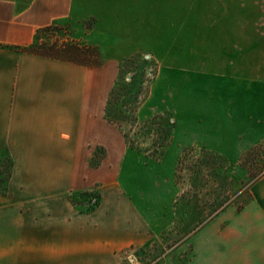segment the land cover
<instances>
[{
	"label": "rangeland",
	"instance_id": "374dc122",
	"mask_svg": "<svg viewBox=\"0 0 264 264\" xmlns=\"http://www.w3.org/2000/svg\"><path fill=\"white\" fill-rule=\"evenodd\" d=\"M74 1L38 40L100 52L71 205L149 235L120 264H264L238 221L264 176V0Z\"/></svg>",
	"mask_w": 264,
	"mask_h": 264
},
{
	"label": "crops",
	"instance_id": "0c3cea01",
	"mask_svg": "<svg viewBox=\"0 0 264 264\" xmlns=\"http://www.w3.org/2000/svg\"><path fill=\"white\" fill-rule=\"evenodd\" d=\"M74 4L0 0V163L4 155L12 163L0 193V264H120L128 249L149 242L128 228L117 204L86 215L68 199L81 187V145L101 133L96 118L85 125L86 108L96 105L80 89L100 67L21 51L38 31L69 18ZM248 195L238 221L263 239L264 176Z\"/></svg>",
	"mask_w": 264,
	"mask_h": 264
},
{
	"label": "trees",
	"instance_id": "16d2710c",
	"mask_svg": "<svg viewBox=\"0 0 264 264\" xmlns=\"http://www.w3.org/2000/svg\"><path fill=\"white\" fill-rule=\"evenodd\" d=\"M57 30L56 27L50 26L37 32L33 44L27 48L22 49V52L42 56L45 58H51L63 62L73 63L85 67H100L101 57L97 48L77 46L73 43H60L52 42L48 44L46 42H38L42 33ZM11 160L6 155L3 156L0 163V184L4 187L0 190V193L5 191V183L10 175ZM5 177H2L3 175ZM260 178V177H259ZM99 202V201H98ZM95 206L98 203L92 202ZM242 209V208H241ZM140 252H144V248L140 249Z\"/></svg>",
	"mask_w": 264,
	"mask_h": 264
}]
</instances>
